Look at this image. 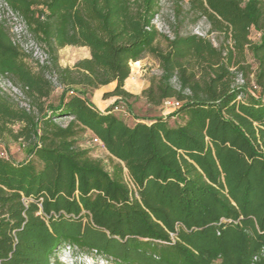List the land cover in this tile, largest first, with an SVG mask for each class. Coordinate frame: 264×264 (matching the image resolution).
Here are the masks:
<instances>
[{"label": "trees", "instance_id": "trees-1", "mask_svg": "<svg viewBox=\"0 0 264 264\" xmlns=\"http://www.w3.org/2000/svg\"><path fill=\"white\" fill-rule=\"evenodd\" d=\"M4 1L51 66L34 70L0 23V74L32 102L27 111L0 90V136L28 143L22 160L0 155V264H62L66 247L112 264H264V0H188L218 46L161 33L160 0ZM66 46L90 57L62 66ZM145 53L162 70L148 102L180 105L132 125L113 110L137 97L125 81ZM112 83L115 105L101 109L91 95ZM86 131L110 168L80 144Z\"/></svg>", "mask_w": 264, "mask_h": 264}, {"label": "rangeland", "instance_id": "rangeland-1", "mask_svg": "<svg viewBox=\"0 0 264 264\" xmlns=\"http://www.w3.org/2000/svg\"><path fill=\"white\" fill-rule=\"evenodd\" d=\"M188 0H160V13L156 17L154 24L157 29L167 35L169 38H174L177 33L181 35L198 34L203 37L211 39V41L218 46L222 39L216 32L210 31V26L207 21L203 18L194 21L192 15H188ZM178 9L182 11L178 15ZM250 37L253 40L258 39L259 34L253 29ZM158 45L166 49V41L160 39ZM90 55V51L87 47L78 46H66L59 51V63L62 66H73V64L86 56ZM28 63L33 67L34 70H40V66L29 56H27ZM137 70L133 73V64L131 63V74L130 78L125 81V89L137 96L124 100L117 104L114 108V113L119 117L126 120L129 124H134L138 121L153 118L157 115H165L172 110L170 107H166L163 104L156 106L148 102L143 92L150 87L154 80H158L162 74L160 62L158 59L153 57L151 54L145 53L140 60H138ZM174 85L177 86V81L174 80ZM237 83H242L240 74L238 75ZM115 83L102 86L95 90L91 95V100L101 109H106L112 105H115L117 97L107 96V93L114 89ZM62 92V89L54 86L53 93L51 95L52 100H57ZM18 107L21 108L22 103H29L32 105L30 99L26 97L22 99L13 100ZM175 119L171 120L174 124ZM18 126L14 128L17 129ZM92 133L86 131L80 134V144L83 147L92 149V153L96 158H100L105 164L109 166L110 154L100 144H95L91 140ZM28 143L22 139L15 140L11 135L6 134L0 136V155L11 156L14 159L22 160L27 155ZM56 258L62 264H112L107 262L106 258L100 254H88L78 251H73L70 248H61Z\"/></svg>", "mask_w": 264, "mask_h": 264}, {"label": "built area", "instance_id": "built-area-1", "mask_svg": "<svg viewBox=\"0 0 264 264\" xmlns=\"http://www.w3.org/2000/svg\"><path fill=\"white\" fill-rule=\"evenodd\" d=\"M0 23L8 30L10 39L14 46H16L25 55L33 59L40 67H50L51 57L47 47L41 43L30 31L28 23L24 16L17 10H14L6 1L0 0ZM47 78L52 82L56 88L63 89L58 82L55 72L47 74ZM241 82L243 78L240 75ZM0 90L1 93L12 100L22 99L26 97L29 99L24 89L15 84L7 74H0ZM163 105L175 109L180 105V102L175 98L165 99ZM21 108L30 111L32 105L29 103H22ZM92 142L102 145L98 137H94ZM129 179V177H127Z\"/></svg>", "mask_w": 264, "mask_h": 264}, {"label": "crops", "instance_id": "crops-1", "mask_svg": "<svg viewBox=\"0 0 264 264\" xmlns=\"http://www.w3.org/2000/svg\"><path fill=\"white\" fill-rule=\"evenodd\" d=\"M64 48H65V47H64ZM62 49H63V48H62ZM60 50H61V49H60ZM89 57H90V55H89V56H86V57H84V58H89ZM84 58H82V59H84ZM79 60H80V59H79ZM79 60H77V61H79ZM77 61H76V62H77ZM76 62H75V63H76ZM75 63L73 64V66L75 65ZM71 67H72V66H71ZM93 103H94V102H93ZM94 104H95V103H94ZM95 105H96V104H95ZM96 106H98V105H96ZM98 107H99V106H98ZM99 108H100V107H99Z\"/></svg>", "mask_w": 264, "mask_h": 264}]
</instances>
